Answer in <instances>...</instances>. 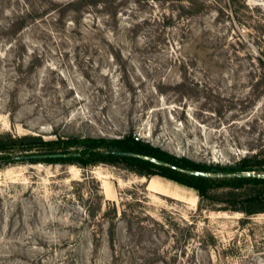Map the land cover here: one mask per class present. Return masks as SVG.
Segmentation results:
<instances>
[{
    "label": "rangeland",
    "instance_id": "374dc122",
    "mask_svg": "<svg viewBox=\"0 0 264 264\" xmlns=\"http://www.w3.org/2000/svg\"><path fill=\"white\" fill-rule=\"evenodd\" d=\"M82 2L0 0V137L134 133L196 163L264 159V0ZM21 148L0 152V264H264V184L202 196Z\"/></svg>",
    "mask_w": 264,
    "mask_h": 264
},
{
    "label": "trees",
    "instance_id": "16d2710c",
    "mask_svg": "<svg viewBox=\"0 0 264 264\" xmlns=\"http://www.w3.org/2000/svg\"><path fill=\"white\" fill-rule=\"evenodd\" d=\"M86 3L88 0H77ZM74 1H70L73 4ZM88 3V2H87ZM25 14V13H24ZM23 14V15H24ZM30 14L29 12L26 13ZM22 17V16H21ZM20 146V150L25 152L23 157L30 155L29 152L35 146L48 149L43 153H71L64 157H48V158H28L31 160H47L49 162H68L78 163L79 165L89 166L96 165L97 163L105 162L118 164L122 163L128 166L131 170L142 176L160 175L170 178L181 184L197 189L200 195L205 196L208 194L209 189L214 186L222 185H237L241 186L246 183L264 184V178L258 177H202L185 172L184 169L193 170H205L212 172H242L253 170L256 172H264V159L257 160L252 158H243L237 165L221 166V165H207L202 163H196L186 157H177L170 154L161 147L154 146L150 142L143 141L134 133H128L119 138H107V137H85L81 139H69L67 141H61V143L46 142L39 135L25 134L21 137H13L12 135L0 137V152H8L9 160L14 161L18 155L11 153V148L14 146ZM56 145L61 147L58 151ZM72 147H75L72 149ZM132 151L136 153H142L155 156L159 159L165 160L167 163L177 166L178 168L170 165L156 164L150 160L132 156V155H120L111 151ZM33 154V153H32ZM22 157V158H23ZM1 159V156H0ZM260 194V193H259ZM258 196V195H257ZM264 208V207H260ZM248 213L257 212V209L249 208L246 210Z\"/></svg>",
    "mask_w": 264,
    "mask_h": 264
},
{
    "label": "water",
    "instance_id": "95a60500",
    "mask_svg": "<svg viewBox=\"0 0 264 264\" xmlns=\"http://www.w3.org/2000/svg\"><path fill=\"white\" fill-rule=\"evenodd\" d=\"M115 154H120V155H132V156H138L147 160H150L156 164L160 165H170L172 167L178 168L175 165L167 163L165 160L159 159L155 156L152 155H147V154H142V153H136L132 151H111ZM71 153H63V152H56V153H33L30 154L26 157L28 158H48V157H64L67 155H70ZM185 172H188L193 175L197 176H202V177H210V178H216V177H258V178H264V172H256L253 170L249 171H242V172H232V173H227V172H211V171H205V170H198V169H193V170H188L184 169Z\"/></svg>",
    "mask_w": 264,
    "mask_h": 264
}]
</instances>
